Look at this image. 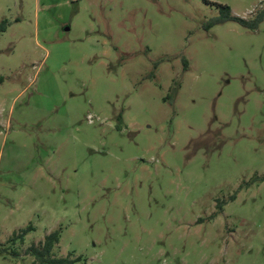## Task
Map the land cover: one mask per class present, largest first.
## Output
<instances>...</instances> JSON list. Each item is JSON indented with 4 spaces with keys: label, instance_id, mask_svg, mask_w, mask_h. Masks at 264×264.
Returning <instances> with one entry per match:
<instances>
[{
    "label": "rangeland",
    "instance_id": "374dc122",
    "mask_svg": "<svg viewBox=\"0 0 264 264\" xmlns=\"http://www.w3.org/2000/svg\"><path fill=\"white\" fill-rule=\"evenodd\" d=\"M215 3L264 10L0 0V264H264V20Z\"/></svg>",
    "mask_w": 264,
    "mask_h": 264
},
{
    "label": "trees",
    "instance_id": "16d2710c",
    "mask_svg": "<svg viewBox=\"0 0 264 264\" xmlns=\"http://www.w3.org/2000/svg\"><path fill=\"white\" fill-rule=\"evenodd\" d=\"M218 10H219V16L211 19L208 24L206 25L205 29L206 31L211 30L213 27L226 23V22H236L240 24L242 27L250 29V30H257L259 25L264 20V10L257 15V17L254 20H245L243 18L237 17L233 14L232 9L229 6H224L221 4H216ZM6 23H2L1 28H3V32L5 28ZM187 66V63H186ZM120 120L122 118L120 117ZM118 129L121 130V125L118 126ZM264 180V179H263ZM237 198V195H234L231 197V201H235ZM222 204H226V202H223ZM220 207V205H219ZM221 209V208H220ZM33 231L32 227H29L27 230H24L21 232V234H15L14 237L10 240V242L13 244H16L17 241H25L26 236ZM61 241V232L56 231L51 234H49L41 243H39L38 246L33 245L28 249V254L33 256L35 258L34 264H77L78 262L82 261V258H76L72 259L71 257H60L57 258L53 255V251L55 247L60 243ZM15 255L16 252H14Z\"/></svg>",
    "mask_w": 264,
    "mask_h": 264
}]
</instances>
